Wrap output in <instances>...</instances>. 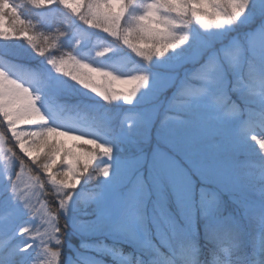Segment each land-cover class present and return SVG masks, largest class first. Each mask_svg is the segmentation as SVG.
<instances>
[{"label": "snow or ice", "instance_id": "1", "mask_svg": "<svg viewBox=\"0 0 264 264\" xmlns=\"http://www.w3.org/2000/svg\"><path fill=\"white\" fill-rule=\"evenodd\" d=\"M53 2L28 0L36 7ZM56 2L75 13L84 23L103 28L111 36L122 40L124 45L146 61L161 58L157 64L168 68L191 64L193 67L181 79L182 85L187 84L194 89L191 98L180 109L185 117L179 122L183 138L195 151L206 138L219 136L224 139L225 150L233 157L243 154L244 149L239 140L242 136L241 127L249 117L252 106L251 98L241 86L252 59V53L244 41L257 31L264 33V0H151L145 5L143 14L134 18L135 24L128 27H125L124 21L131 0ZM206 4L211 5V11ZM21 8L22 5L15 0H0V37L7 40L25 36L32 48L40 57H45L58 75L69 77L83 89L109 102L122 99L132 104L134 100L138 101V94L143 101L157 97L160 93L164 84L161 72L149 69L122 77L93 67L71 52L46 55L49 48L56 47L55 43L47 38L40 42L28 34V21ZM192 18L205 29L215 25L222 31L196 37L193 42L184 31ZM233 31L241 37V45L236 48L222 39ZM260 57L264 63V48L260 51ZM117 81L128 87L117 90L112 87ZM39 101V95L34 96L30 88L12 79L7 71L0 68V113L7 120L24 156L31 158V164L37 170L47 174V180L39 185L41 195L48 183L52 185L49 193H54L48 206L55 214L49 213L42 225L45 229L43 235L47 236L50 245L44 249L48 257L44 264H99L97 259L87 255L90 252H107L121 259L122 253L118 247L86 244L84 237L111 232L112 225L132 207L139 211L137 218L147 231L145 203L154 193L158 215H153L151 222L156 229L159 245L149 234L143 247L159 255L150 257L148 264H159V258L166 255L160 251V246L171 248L178 241L192 239L190 230L184 227V216L181 215L179 219L174 216L169 211V202L170 195H174L178 203L196 206L194 192L181 181L170 164L153 161L145 180L137 178L132 182L126 176V158L123 155L124 145L129 141L127 135L117 134L108 142L72 135L70 131H62L50 124V117L42 111L40 104L38 106ZM261 106L264 108V101ZM18 123L38 126V130L18 131ZM259 148L264 150V139L259 140ZM25 162L24 157H20L16 167L22 168ZM7 170V188L0 191V204L10 200L17 205L21 214L31 217L34 211L31 198L19 191V176L15 169ZM209 170L220 176L228 193L227 201H202L198 206L203 211L204 239L215 245L218 252H212L208 259L202 261L198 244L192 243L187 255L176 253L180 264H264V218L261 219V232L257 237L250 238L239 228L237 216V210L244 209L250 199L264 203V191L257 196L250 188L243 162L239 159H234L231 165ZM97 176L102 178L97 185L101 194L93 203L85 206L81 203V192L88 187L87 181ZM82 182L84 186L78 190ZM26 223L35 221L29 219ZM162 224L166 226V231L161 227ZM34 231L26 226L20 228V234L25 235L29 243L22 249L16 248L6 259L0 260V264H18L17 255L34 249ZM76 237L81 238L79 246L72 244ZM228 241L231 243L225 247ZM220 253L225 258H221ZM128 256L131 257L129 264H133L131 253ZM166 259L167 264H176L171 256ZM34 261L35 253L29 264H34ZM135 264L145 262L136 260Z\"/></svg>", "mask_w": 264, "mask_h": 264}, {"label": "rangeland", "instance_id": "2", "mask_svg": "<svg viewBox=\"0 0 264 264\" xmlns=\"http://www.w3.org/2000/svg\"><path fill=\"white\" fill-rule=\"evenodd\" d=\"M15 2L22 5L21 11L30 29L28 34L35 36V22L30 17L36 11H43L50 5L36 7L28 3V0H15ZM72 2L76 3L77 0H72ZM149 2L151 0H131V6L124 21L125 27L135 24L134 18L143 14L145 5ZM51 5H59L64 11H68L71 14L72 24L70 32L65 34L67 36L64 35L65 39L60 43L61 47L49 48L46 55H63L71 52L78 59L93 67L103 68L122 77L139 74L149 69L161 72L164 84L158 96L141 101L138 94V101L134 100L132 104L122 99L104 101L98 94L83 89L69 77L58 75L46 62L45 57H40L32 48L25 36H16L7 40L0 37V68L7 71L12 79L30 88L34 96H40L38 106L40 104L42 111L50 117L52 126L59 127L62 131H70L72 135H83L86 139L97 138L101 142L111 141L117 134L127 135L129 141L124 145L123 155L126 158V176L130 181L135 182L137 178L144 181L148 176L149 165L153 161H163L170 164L181 181L189 185L194 192L196 206H184L176 201L174 195H170L169 211L178 219L181 215L184 216V227L190 230L192 239L178 241L171 248L160 246V251L166 255L159 258V264H167L166 258L171 255L175 261L178 260L177 252L187 255L192 243L200 246L201 242L205 241V245L211 247L212 251L218 252L216 246L204 239L203 211L198 206L202 201L205 203H214L217 199L227 201L228 193L223 187L220 176L209 169L231 165L234 159L243 162L248 184L256 195L259 196L263 191L261 183L264 179V150L259 148V139L254 136H263L264 139V115L260 109L261 103L257 106L255 100H251L250 115L241 127L242 136L239 140L244 149L243 154L233 157L225 150L224 139L219 136L206 138L203 144L194 151L183 138L179 123L185 118L181 114V106L191 98V93L194 91L190 85H182L181 79L193 66L180 64L168 68L157 64V60L161 58H154L151 62L146 61L132 52L122 40L111 36L103 28L84 23L75 13L57 3L56 0ZM206 7L209 11L212 10L210 4H206ZM184 31L195 42L196 37H203L214 31H222V29H217L215 25L205 29L195 18H192ZM56 35L57 33L53 36ZM222 39L225 43H231L233 48L241 45L240 34L236 31L227 33ZM244 43L252 53L251 63L246 72L257 78L258 76L264 78V63L260 57V51L264 48V33L257 31L250 34ZM168 55L170 56L171 53ZM169 63L171 64L172 61ZM112 87L119 90L128 86L117 81ZM253 89L254 99L264 97V82L255 84ZM16 127L18 131L38 130V126L22 123H18ZM20 157H24L26 161L22 168L16 167L20 162ZM10 168H14L19 176V191L31 198L34 211L31 217H28L21 214L17 210V205L10 200L6 204H0V260L6 259L16 248L22 249L25 244L29 243V239L19 232L20 228L26 226L36 230L32 233L36 246L28 252L17 255V262L18 264H29L35 253L34 264H44V261L48 259L44 249L50 245L47 243V236L43 235L45 229L42 225L49 213L55 214L48 206L49 199L54 195V193H49L52 185L46 184L44 194L41 195L39 185L47 180V174L37 170L31 164V158L24 156L12 136L7 120L3 117V113H0V191L7 188V169ZM101 179L97 176L87 181L88 187L81 192L82 204L86 206L99 197L101 189L97 188V185ZM83 186L82 182L78 190ZM202 194L205 195L202 196ZM156 199L154 193L145 203L144 215L147 231L137 218L139 211L132 207L123 218L112 225L111 232L84 237V242L91 245L118 247L124 255L123 258L118 259L121 263L130 261L131 257L128 254H133L131 248L126 250L124 246L118 244L122 241L134 247L135 250L148 251L157 257L159 254L154 250L149 251L143 247V242L148 239L149 234L152 240L159 245V239L155 235L156 229L151 222V217L158 215ZM237 216L239 228H242L248 237L255 238L261 232L264 203L258 199H250L244 209L237 210ZM29 219L34 220L35 223H26ZM161 227L167 230L163 224ZM80 242L81 238L76 237L72 244L79 246ZM52 243L54 244V241ZM230 243L231 241H228L224 246L228 247ZM200 253L205 259L206 255L201 251ZM87 255L97 259L99 264H116L115 261L106 259L104 255L97 252H90ZM220 255L223 256L222 253ZM137 257L138 260L148 264V261L141 255ZM132 259L135 264L134 257Z\"/></svg>", "mask_w": 264, "mask_h": 264}, {"label": "trees", "instance_id": "3", "mask_svg": "<svg viewBox=\"0 0 264 264\" xmlns=\"http://www.w3.org/2000/svg\"><path fill=\"white\" fill-rule=\"evenodd\" d=\"M38 17V16H37ZM34 19H36V17H34ZM36 22V21H35ZM35 24V29H34V34L35 37L40 41H44L45 38H47L48 41L55 43L56 47L54 49H56L57 47H61L60 43L62 41V39H64V35L68 34L70 28H71V21L70 18L69 19H57L55 15L53 16H48L46 18V20L44 21H37ZM55 33H57L56 36H53ZM260 82H264V78H261L260 76H253V74L246 72V78L243 80L242 82V87L245 91V93L251 98V100H255V103L257 104V106H259V104L264 101V97L261 98H257L254 99V85ZM260 109L262 110V115H264V108H262V106L260 107ZM257 136V138L263 139V136H259V135H254ZM262 187H263V191H264V179L262 180ZM119 245H122L126 248V250H129L130 248L133 250V254L132 257H134V260H138L139 255H141L143 258H145L146 261L149 262L150 257H155L152 253L148 252V251H143L140 252L138 250H135L134 247H131L128 243H126L125 241L119 242ZM215 246V245H214ZM211 247H208L207 245H205V241L201 242V245L199 246V251L203 252L205 255H208L207 257H205V259L202 258L201 256V260H206L209 258L210 254L214 251H212L210 249ZM147 252V254H146ZM202 253V254H203ZM99 254H102L106 257V259L115 261L116 264H129V261H126L124 263L118 262V259L107 253V252H101ZM124 255H121V257L123 258ZM221 258H224L223 256ZM125 260V259H124ZM166 261V260H165ZM176 264H180V261H176Z\"/></svg>", "mask_w": 264, "mask_h": 264}, {"label": "bare ground", "instance_id": "4", "mask_svg": "<svg viewBox=\"0 0 264 264\" xmlns=\"http://www.w3.org/2000/svg\"><path fill=\"white\" fill-rule=\"evenodd\" d=\"M30 11H32V10H30ZM31 13H34V12H31ZM36 13H38V15H37L38 17L36 16ZM53 15H55L57 19H63V18L69 19V18H71V14L68 13V11H64L59 5H56V6L55 5H50L48 8H45V10H43V11H41V10L40 11H36L30 18L33 20V22H35V21L36 22L37 21L40 22V21L46 20V18L48 16H53ZM34 17H36V19H34ZM70 21H71V24H72V20L71 19H70ZM70 30H69V32H70ZM65 36H67V35H65ZM65 36H64V39H65ZM62 41H63V39H62ZM207 256L208 255H206V257ZM176 261H179V259L176 260Z\"/></svg>", "mask_w": 264, "mask_h": 264}]
</instances>
